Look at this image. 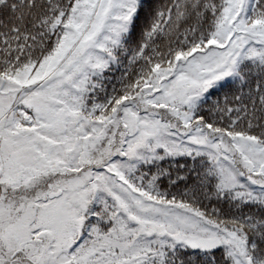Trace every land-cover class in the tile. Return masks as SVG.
Segmentation results:
<instances>
[{
	"label": "snow or ice",
	"instance_id": "1",
	"mask_svg": "<svg viewBox=\"0 0 264 264\" xmlns=\"http://www.w3.org/2000/svg\"><path fill=\"white\" fill-rule=\"evenodd\" d=\"M0 264H264V0H0Z\"/></svg>",
	"mask_w": 264,
	"mask_h": 264
}]
</instances>
